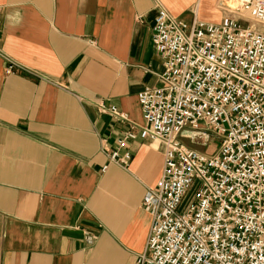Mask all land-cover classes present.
Masks as SVG:
<instances>
[{"label":"crops","instance_id":"1","mask_svg":"<svg viewBox=\"0 0 264 264\" xmlns=\"http://www.w3.org/2000/svg\"><path fill=\"white\" fill-rule=\"evenodd\" d=\"M159 5L187 23L227 15L222 0H0V264H136L145 250L165 149L138 135V94L161 84ZM127 132L124 167L109 156Z\"/></svg>","mask_w":264,"mask_h":264},{"label":"built area","instance_id":"2","mask_svg":"<svg viewBox=\"0 0 264 264\" xmlns=\"http://www.w3.org/2000/svg\"><path fill=\"white\" fill-rule=\"evenodd\" d=\"M232 1L238 9L222 0L220 23H187L158 6L161 84L138 94V135L163 143L164 168L144 194L152 226L136 264H264V30L229 16L264 24V0ZM97 105L127 120L116 106ZM136 137H120L110 161L128 166L126 141ZM196 137H215L217 149L183 140Z\"/></svg>","mask_w":264,"mask_h":264},{"label":"rangeland","instance_id":"3","mask_svg":"<svg viewBox=\"0 0 264 264\" xmlns=\"http://www.w3.org/2000/svg\"><path fill=\"white\" fill-rule=\"evenodd\" d=\"M228 15V13H226ZM229 16L243 22V23H250L251 25H254L260 29L264 30V24L256 22V21H251L249 18L245 17L244 14L240 13V12H236L235 14H229ZM183 140L185 141V143L187 145H189L190 147L193 148H198L202 151H206V152H211V151H215L217 149L218 146V141L215 139V137L211 138V141H209V143H205L204 144V140L201 137H196L195 141H191L188 138H183ZM191 195L185 200V205H187L189 199L191 198L193 191L190 192Z\"/></svg>","mask_w":264,"mask_h":264},{"label":"bare ground","instance_id":"4","mask_svg":"<svg viewBox=\"0 0 264 264\" xmlns=\"http://www.w3.org/2000/svg\"><path fill=\"white\" fill-rule=\"evenodd\" d=\"M230 4L232 5L233 9H238L236 6V2L234 3V1L230 0Z\"/></svg>","mask_w":264,"mask_h":264}]
</instances>
